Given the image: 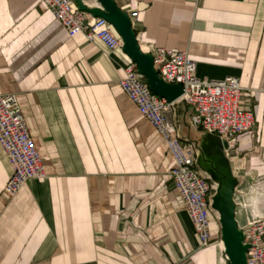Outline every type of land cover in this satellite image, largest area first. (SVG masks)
<instances>
[{
  "label": "crops",
  "instance_id": "crops-1",
  "mask_svg": "<svg viewBox=\"0 0 264 264\" xmlns=\"http://www.w3.org/2000/svg\"><path fill=\"white\" fill-rule=\"evenodd\" d=\"M115 1L139 12L142 52L188 51L199 77H239L248 93L258 134H241L235 157L192 125L191 106L168 113L216 183L213 242L174 187L163 136L119 86L128 54L69 36L40 0H0V93L18 95L47 172L11 195L0 144V264H243L245 243L225 231L264 212V0Z\"/></svg>",
  "mask_w": 264,
  "mask_h": 264
},
{
  "label": "built area",
  "instance_id": "built-area-1",
  "mask_svg": "<svg viewBox=\"0 0 264 264\" xmlns=\"http://www.w3.org/2000/svg\"><path fill=\"white\" fill-rule=\"evenodd\" d=\"M83 3L89 8H101L98 0H93V4L88 0ZM40 7L51 10L69 36L81 33L88 41H100L108 49L123 50V39L114 25L108 19L81 8L77 0H40ZM138 15L137 10L131 11L133 24ZM150 54L159 76L169 84L182 87L180 97L170 101L159 96L132 59L124 66V77L118 83L141 115L163 136L173 159L170 174L174 187L193 221L201 244L208 246L213 242L211 190L216 183L197 168L199 151L196 144L180 136L168 113L179 102L191 106L192 125L218 135L225 155L235 157L239 136L247 133L254 138L258 134L255 111L244 103L248 93L239 77L228 76L221 80L199 77L197 62L188 51L154 46ZM0 144L13 167L6 186L11 195L18 193L30 179L47 177L16 93H0ZM239 229L246 245V264H264V216L248 219Z\"/></svg>",
  "mask_w": 264,
  "mask_h": 264
},
{
  "label": "water",
  "instance_id": "water-1",
  "mask_svg": "<svg viewBox=\"0 0 264 264\" xmlns=\"http://www.w3.org/2000/svg\"><path fill=\"white\" fill-rule=\"evenodd\" d=\"M80 7L89 10L97 16H102L108 19L121 35L124 46L123 50L135 62L142 74L147 78L151 89L161 97H166L170 101L176 100L182 94V87L180 85H173L165 82L158 74L154 66V59L152 54L144 53L140 50L138 45L137 35L133 28L131 17L119 9L115 0H98L101 8H89L83 3V0H77ZM233 229L226 228L225 236L229 239V231L234 233L233 241L243 242L242 232L238 225L234 222ZM242 256L240 258L243 264H246V247L241 249Z\"/></svg>",
  "mask_w": 264,
  "mask_h": 264
},
{
  "label": "rangeland",
  "instance_id": "rangeland-1",
  "mask_svg": "<svg viewBox=\"0 0 264 264\" xmlns=\"http://www.w3.org/2000/svg\"><path fill=\"white\" fill-rule=\"evenodd\" d=\"M261 215L264 216V212Z\"/></svg>",
  "mask_w": 264,
  "mask_h": 264
}]
</instances>
